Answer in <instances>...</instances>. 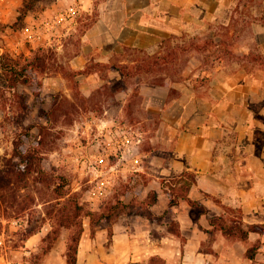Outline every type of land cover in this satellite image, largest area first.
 Returning <instances> with one entry per match:
<instances>
[{
	"label": "rangeland",
	"instance_id": "374dc122",
	"mask_svg": "<svg viewBox=\"0 0 264 264\" xmlns=\"http://www.w3.org/2000/svg\"><path fill=\"white\" fill-rule=\"evenodd\" d=\"M15 1L0 7V53L24 64L32 48L42 47L52 66L39 74L40 97L34 87L20 85L30 100L27 143L42 150L48 179L34 171L0 198V264H68L72 236L82 230L85 248L102 227L134 214L103 215L109 202L142 201L162 187L164 176L178 173L164 167L181 161L176 150L209 121L216 123L220 176L234 180L227 193L237 205H230L242 208L248 222H264V0H56L46 9L39 3L26 25L20 21L14 29L22 4L10 9ZM38 31L42 38L34 37ZM206 42L200 50L192 46ZM172 50L174 57L154 72L74 73L83 51L86 64L104 59L133 66L135 59ZM43 110H50V119ZM18 121L11 113L0 123V167L12 154ZM204 197L212 213L222 211L212 195ZM74 201L83 210L74 211ZM87 210L98 211L101 220L93 223ZM176 216L172 210L167 221L177 229ZM229 238L240 242L238 253L249 245ZM204 246L212 249V239ZM259 254L264 257V236Z\"/></svg>",
	"mask_w": 264,
	"mask_h": 264
},
{
	"label": "trees",
	"instance_id": "16d2710c",
	"mask_svg": "<svg viewBox=\"0 0 264 264\" xmlns=\"http://www.w3.org/2000/svg\"><path fill=\"white\" fill-rule=\"evenodd\" d=\"M55 1L56 0H22L18 18L11 26L16 29V26L20 21H24L26 25L27 15L31 11L35 10L39 3H44L43 8L46 9ZM207 43L208 42L203 45L199 43H193L192 46L195 49L200 50L202 47H206ZM31 51L33 56L29 57L24 64L15 61V58L8 52L0 53V109L6 112L1 124L4 122V119L9 118L11 113L17 114V118H19V121L17 122L19 131L16 132V135L13 139L12 154L9 157H4L3 165L0 167V189L2 190L0 198H3L4 200H6V190L13 189L15 186H20L23 181L29 180L34 171L38 172V175L43 177V179H48L47 172L45 170L47 167V161L42 154V150L38 146L27 143V140L31 137L33 129V125L25 126L24 121L25 110L28 109L30 100L28 97L29 95L25 91L20 90V85H29L34 87L33 89H35L36 95L40 97L43 90V80L39 79V74L46 73L52 68V66L48 58V54L43 52L42 47L32 49ZM172 53L173 50L166 51L161 54L159 53L152 58L147 56L142 57L140 60L135 59L136 63L133 66H131L130 63L111 64L97 62L90 64L89 67L84 70H74V73H87L92 70H98L102 68L107 69L109 67L118 68L126 75L131 74L133 69L146 73L154 72L162 65H166L172 59V57H174ZM58 70L62 71L66 76L70 75V71L62 65H60ZM8 110L11 112H8ZM43 111H46L45 117L50 119V110ZM1 156L2 155L0 154V158ZM59 177L65 179L62 175H59ZM197 182V172L190 169H185L171 176H164L161 184L164 191L168 194L170 200L169 208L163 214H157L151 208V206L158 200V192L153 189L142 201L136 197H133L130 203L123 199H118L115 203L113 202L111 204L109 202L107 211L105 212L106 215H103L108 220H112L121 212L127 211L129 213L144 215L153 221L164 222L167 221V218L172 211V207L179 204L183 200L189 203L192 208L198 209L203 214H208L210 210L209 207L200 200L191 196V189L195 184H197ZM135 188L136 186L132 187L133 190ZM62 193L63 192H61V195H64ZM206 195H212L214 201L222 208L221 213L212 215L208 214V221L211 226L209 231L212 233L221 232L228 237H234L249 243L246 250V256L251 260V264H256L262 244V237L264 236V222H248L245 219L242 208L233 207L211 193L206 192ZM13 200L15 201L14 197ZM1 202L0 207L2 205ZM138 202H142L141 204H143L146 208H142V206L138 207ZM74 203V211L83 210L82 204H80L78 201H74ZM134 205L137 206L136 210L133 208ZM237 212H240V214H235ZM98 213L99 212L96 210L86 211V214L90 215L93 223L101 220L96 218ZM99 216L101 218L102 214H99ZM168 228L177 235H181L179 227L176 229L175 227L169 226L168 224ZM81 232L82 230H79V232L74 234L69 242L67 259L68 264H77V254L81 240ZM252 233L258 234L259 237L251 242ZM152 260V263L149 264H165L164 260L159 256L153 257Z\"/></svg>",
	"mask_w": 264,
	"mask_h": 264
},
{
	"label": "crops",
	"instance_id": "0c3cea01",
	"mask_svg": "<svg viewBox=\"0 0 264 264\" xmlns=\"http://www.w3.org/2000/svg\"><path fill=\"white\" fill-rule=\"evenodd\" d=\"M5 1L7 0H0V7ZM18 5L19 0L15 1L13 6L10 4L9 7L12 9ZM30 18L31 15L29 13L27 19ZM0 19L2 18L0 17ZM96 27L97 25L85 31L83 35L84 41L92 35L91 33ZM34 37L42 38L39 31ZM84 53L85 51L76 56L73 64L76 71L84 70L90 65L89 63L86 64L87 58ZM99 61H101L100 63H116L104 59ZM98 70H92L87 73L81 72L79 75H92ZM106 70L120 72L115 67H109ZM59 72L62 73L63 78H69L62 71ZM204 115L212 117V114L208 113L207 110ZM3 117L4 113L0 110V123ZM215 126L216 123L213 124L209 121V124L203 125L200 133H191L186 148L176 150V154L180 156L179 160L181 161H176L169 167H164L169 171L181 172L185 169H190L197 172L198 182L192 187L191 196L209 207V215L214 214L211 212L213 205L205 199L206 192L219 197L227 204L237 205V201L231 199L229 193H227V187L234 180L220 176V171H218L214 150L216 140ZM155 189L158 192V200L151 208L155 213L163 214L169 208L170 199L162 187H156ZM244 191L251 195H257L253 190ZM259 198L263 199V196ZM172 210L177 212L176 220L179 223L181 235L169 230L168 221L158 222L150 220L141 214H129L124 220L115 221L111 227H102L96 238L91 240L85 248L82 246L83 239L81 238L77 264H149L152 263V259L155 256L161 257L165 264H251V260L246 256L247 246L243 244L242 253H238L239 241L231 242L230 238L221 232L212 233L209 231L211 226L208 221V214L202 213L201 216L194 214L193 208L184 200L173 206ZM221 212L220 210H215V214ZM255 234H251V239L255 238L253 236ZM99 238L103 239L102 246L98 245ZM211 239L212 249H204L205 243ZM106 240H109L110 243H106ZM256 264H264V257L260 256V254H258Z\"/></svg>",
	"mask_w": 264,
	"mask_h": 264
}]
</instances>
